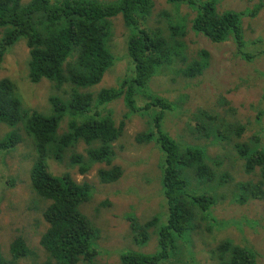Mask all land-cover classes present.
I'll list each match as a JSON object with an SVG mask.
<instances>
[{
    "label": "trees",
    "instance_id": "1",
    "mask_svg": "<svg viewBox=\"0 0 264 264\" xmlns=\"http://www.w3.org/2000/svg\"><path fill=\"white\" fill-rule=\"evenodd\" d=\"M165 1L188 6L193 16L184 14L175 23L167 12L153 18L154 0H0V27L4 28L0 38V67L7 51L24 39L30 55L29 79L39 82L46 78L56 89H62L60 96L49 97L48 112L38 111L23 104L11 79H0V123L9 126L0 137V151L14 149L23 141L24 133L18 131L21 126L25 135L34 140L37 152L31 169L32 187L48 202L43 207L47 227L40 239L45 258L37 264H100L96 248L98 229L83 210L84 204L93 200L95 187L90 181H77L70 172L53 173L49 161L54 158L61 161L80 143H86L87 156L69 155L71 165L86 173L94 164L106 163L108 167L98 169V178L103 183L117 181L123 169L114 164V142L122 134L125 121L117 124L112 112L105 113V105L120 97L130 111L152 117L148 131L137 139L154 141L162 151V189L169 210L163 222L154 217L141 223L135 214L127 215L136 242L146 243L154 229L158 249L154 253L124 249L120 254L122 264H159L170 258L181 248L180 238L197 229L193 224L195 207L201 215L209 216L208 210L215 204L214 196L188 189L189 171L199 180L213 174L206 164L205 148L191 143L182 145L165 129V115L175 104L152 94L149 84L166 69L190 78L205 70L209 64L207 50H200L193 58L186 52L185 39L192 31L216 43L232 38L244 55L247 41L242 22L260 6L247 11H222L217 6L218 0ZM118 15L123 17L128 29L126 50L130 68L115 86L95 90L117 60L110 41L112 19ZM246 56L251 58L248 53ZM143 95L149 100L139 106ZM209 117L213 118L211 114ZM65 118H68L67 131L59 134ZM199 127L207 129L201 122ZM215 131L217 137L221 136L220 129ZM234 145L243 158L249 179L236 182L225 176L219 183L233 182L232 197L236 202L264 199V146L238 141ZM217 248L216 264H260L258 252L252 247L226 240ZM32 251L24 236L11 241L9 256L2 253L0 242V264H18Z\"/></svg>",
    "mask_w": 264,
    "mask_h": 264
},
{
    "label": "rangeland",
    "instance_id": "2",
    "mask_svg": "<svg viewBox=\"0 0 264 264\" xmlns=\"http://www.w3.org/2000/svg\"><path fill=\"white\" fill-rule=\"evenodd\" d=\"M152 17L167 12L174 21L190 13L186 5L176 6L165 0H154ZM257 8L255 14H247L242 22V32L247 44L244 55L230 38L216 43L201 33L191 32L185 39L189 58L200 50L209 52L208 66L194 78L179 76L166 69L150 81L152 94L164 97L175 105L164 119L165 129L182 145L188 143L204 147L207 153L210 178L198 179L188 172L190 191L214 196L215 204L206 213L196 215L193 224L197 229L180 238L181 248L159 264H216L218 246L226 240L241 246H249L258 252L260 264H264V199L246 203L233 200V182L220 184L227 176L234 181L248 180L243 158L234 143L236 141L264 146V0H218L220 10L243 11ZM168 17V19H169ZM111 49L116 62L106 72L95 90H102L118 83L127 74L130 60L127 57L126 33L121 15L112 19ZM165 31V30H164ZM4 28L0 27V38ZM166 32V31H165ZM167 33V32H166ZM262 50V51H261ZM246 53L251 55L247 58ZM29 48L24 39L14 44L5 54L0 67V79L9 78L16 86L23 104L32 110L50 109L49 97L60 96L62 89L43 78L39 82L29 79ZM149 98L140 97L139 106ZM112 112L117 121H125L120 137L114 142V164L120 165L123 175L115 182L103 183L98 169L106 163L94 164L86 173L72 166L69 155L84 154L88 145L80 143L69 151L64 159H51L50 170L55 174L70 172L79 181H90L95 187L94 198L84 204V212L98 229L96 248L100 264H122L120 254L127 248L154 253L158 239L151 230L146 243L138 244L131 229L128 214H135L141 223L158 217L164 221L169 214L161 180V149L154 141L140 142L137 138L148 131L152 117L141 111H130L123 97L105 105V113ZM209 114L213 116L211 119ZM61 123L59 134L67 131V120ZM204 123L206 130H200ZM243 127L244 130H240ZM221 130V136L216 131ZM9 129L0 123V137ZM14 149L0 151V242L2 253L9 256V245L17 236H24L33 249L30 256L18 264H37L45 258L40 244L47 227L43 219V201L34 191L30 176L37 152L34 140L25 135ZM239 132L242 134L239 135ZM71 165V166H70ZM219 252V251H218Z\"/></svg>",
    "mask_w": 264,
    "mask_h": 264
}]
</instances>
